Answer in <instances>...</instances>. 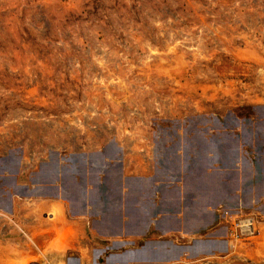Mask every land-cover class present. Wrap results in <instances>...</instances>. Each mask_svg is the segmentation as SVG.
Here are the masks:
<instances>
[{
  "label": "rangeland",
  "instance_id": "obj_1",
  "mask_svg": "<svg viewBox=\"0 0 264 264\" xmlns=\"http://www.w3.org/2000/svg\"><path fill=\"white\" fill-rule=\"evenodd\" d=\"M259 131L264 0H0V217L17 214L27 241V222L12 211L60 203L91 212L92 193L102 206L122 186L133 227L137 207L158 205L164 147L182 144L188 160L191 146L243 144V158L257 159ZM114 142L120 149L110 153ZM172 170L187 188V168ZM141 178L153 197L136 199L142 188L131 181ZM239 181L237 200L215 209L228 237L236 216L250 213L255 235L264 219V198L250 197L247 177ZM45 198L53 210L41 208Z\"/></svg>",
  "mask_w": 264,
  "mask_h": 264
},
{
  "label": "crops",
  "instance_id": "obj_2",
  "mask_svg": "<svg viewBox=\"0 0 264 264\" xmlns=\"http://www.w3.org/2000/svg\"><path fill=\"white\" fill-rule=\"evenodd\" d=\"M198 134L199 141H204V133ZM256 141L259 145V140ZM258 145L253 146L257 159L243 158L240 153L243 144L191 146L184 150L188 160L183 157L182 144L164 147L162 154L166 165L163 163L161 169H165L153 178L161 184L158 205L151 203L149 207L147 203L137 207L134 212L141 219L137 218V225L133 227L127 218L130 204L124 203L122 186H119L121 193L114 201L102 206L101 198L92 193L99 206L91 207V212L64 211L66 208L59 207L60 203H55L59 211H12L24 216L29 240L21 236L23 241L17 233L21 230L17 214L16 219L3 222L0 217V264H27L40 254L50 264H264V219L252 240L232 243L215 211L221 201L237 200L239 180L245 177L250 183L247 187L250 197L256 201L264 198V147L261 149ZM117 148L120 149L114 142L109 152H116ZM119 163L118 169L122 173V162ZM174 167L187 168L186 179L190 181L187 188L171 180L175 177ZM228 177L235 181L232 188L228 186ZM200 183L204 187H199ZM113 184L116 189L121 180L117 179ZM131 185L142 188L137 200L155 195L145 178L135 179ZM47 198L41 208L53 210L52 198L50 201ZM151 208L158 215L155 223L147 220ZM88 212L96 220L93 227L86 224L92 217L88 218ZM134 238L141 240L135 247ZM110 249L115 251L111 256L107 254Z\"/></svg>",
  "mask_w": 264,
  "mask_h": 264
},
{
  "label": "built area",
  "instance_id": "obj_3",
  "mask_svg": "<svg viewBox=\"0 0 264 264\" xmlns=\"http://www.w3.org/2000/svg\"><path fill=\"white\" fill-rule=\"evenodd\" d=\"M5 213H9V211H5ZM227 233H229L228 235H230L229 238L235 239H248L249 237H253L256 233V225L254 223L253 217L250 216V213H245L244 215L236 216L235 220L232 221L229 232ZM27 264L50 263L43 255L40 254L38 258L30 260Z\"/></svg>",
  "mask_w": 264,
  "mask_h": 264
}]
</instances>
